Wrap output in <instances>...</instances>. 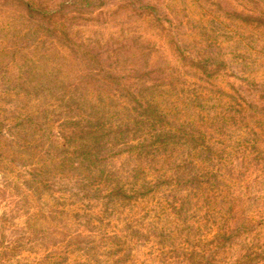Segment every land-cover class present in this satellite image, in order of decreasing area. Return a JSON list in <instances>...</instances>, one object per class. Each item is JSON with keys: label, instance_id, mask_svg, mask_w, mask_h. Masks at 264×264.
Segmentation results:
<instances>
[{"label": "trees", "instance_id": "16d2710c", "mask_svg": "<svg viewBox=\"0 0 264 264\" xmlns=\"http://www.w3.org/2000/svg\"><path fill=\"white\" fill-rule=\"evenodd\" d=\"M1 1L0 209L30 264L79 242L145 264L125 252L138 238L148 264H264V0ZM179 15L225 38L242 77L184 49Z\"/></svg>", "mask_w": 264, "mask_h": 264}, {"label": "rangeland", "instance_id": "374dc122", "mask_svg": "<svg viewBox=\"0 0 264 264\" xmlns=\"http://www.w3.org/2000/svg\"><path fill=\"white\" fill-rule=\"evenodd\" d=\"M58 1H67V0H58ZM2 1L0 0V5ZM184 4L182 3L180 7H183ZM197 19V17H196ZM183 20V21H182ZM196 20L191 17H183V15H179L177 20L172 21V29L174 32V35L177 39V41L180 43L181 46L185 47L187 51H189L191 54L194 53L195 49L198 48H205L209 51V53L213 54L218 59H223L227 66L230 68V70L234 73L236 78H241L242 74L240 72L239 65L234 61L233 59V47L231 44L225 41V38H220L218 42L213 44H208L205 42H202L199 38V34L197 31H189L193 30L196 26ZM193 26V27H191ZM191 27V28H190ZM1 34V31H0ZM3 67L0 62V94H3L4 92V84H3ZM6 107L10 110L11 113H14L17 109L16 104L11 99H6L5 101ZM170 197V196H169ZM17 217V216H16ZM11 212L6 211V209H0V249L3 248H12V246L16 244H21L25 247V250L18 249L17 256L15 255L10 256L8 258H0V264H30V261L34 259V256L32 253L28 252V249L32 247V245H29V242L24 239L26 237L25 229L18 218H16ZM83 219L82 217L80 220ZM22 220V219H21ZM84 221V220H82ZM109 223H107L105 220L101 222L100 226L101 228L105 227L107 228L106 231L108 235H114V234H122L125 231L127 233H130V228L124 225L123 217H118V220L114 219L113 217H109L107 219ZM84 225V224H82ZM123 225V226H122ZM85 226V225H84ZM93 225H89L88 229L90 230V233L88 236L91 238L97 236L96 228H93ZM106 231H103L102 233H105ZM39 241V240H38ZM80 241H84L83 239H80ZM88 241L85 240L84 242ZM75 244H77V240H75ZM36 243V241H35ZM84 243L79 242V250L78 252H74L71 256L67 255L65 253L66 250H62V254H66L67 256H64L62 259V263L65 261L68 264H95L97 261L102 264L100 259L106 258V254L109 252V250L103 246V244L100 245V248H98V252L96 253H90V251L87 250L85 245H82ZM68 245V243H66ZM77 245V246H78ZM149 243H147L143 238H138L137 241H133L132 239L129 240L128 246L129 249L125 250L126 253L129 252H136L137 257H140L139 259L141 262L148 264L150 263V260H147V256H143L145 253H148L149 251ZM29 246V248H27ZM3 247V248H2ZM130 250V251H129ZM111 252V251H110ZM31 259V260H30ZM150 259V258H149Z\"/></svg>", "mask_w": 264, "mask_h": 264}]
</instances>
